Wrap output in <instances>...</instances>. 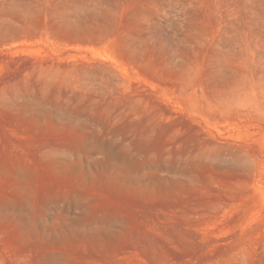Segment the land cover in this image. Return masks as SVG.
Wrapping results in <instances>:
<instances>
[{
	"label": "rangeland",
	"instance_id": "374dc122",
	"mask_svg": "<svg viewBox=\"0 0 264 264\" xmlns=\"http://www.w3.org/2000/svg\"><path fill=\"white\" fill-rule=\"evenodd\" d=\"M0 264H264V0H0Z\"/></svg>",
	"mask_w": 264,
	"mask_h": 264
}]
</instances>
